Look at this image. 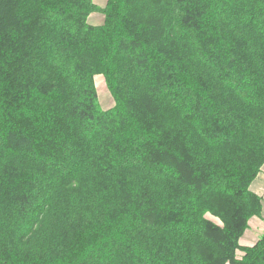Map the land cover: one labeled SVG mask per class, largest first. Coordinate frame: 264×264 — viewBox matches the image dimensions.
Instances as JSON below:
<instances>
[{
    "label": "trees",
    "instance_id": "1",
    "mask_svg": "<svg viewBox=\"0 0 264 264\" xmlns=\"http://www.w3.org/2000/svg\"><path fill=\"white\" fill-rule=\"evenodd\" d=\"M104 3L0 0V264H264V0Z\"/></svg>",
    "mask_w": 264,
    "mask_h": 264
},
{
    "label": "rangeland",
    "instance_id": "2",
    "mask_svg": "<svg viewBox=\"0 0 264 264\" xmlns=\"http://www.w3.org/2000/svg\"><path fill=\"white\" fill-rule=\"evenodd\" d=\"M96 3L99 6L104 7L106 3H104L106 0H103L102 3H99V0H95ZM104 21V15L100 12L92 14L89 18V22L93 25H101ZM97 88L100 98V103L103 109L108 110L114 106V99L109 92L105 80L102 77L97 78ZM259 188H262L264 190V179H260L259 181ZM264 232V221L258 222V224H254L253 230L249 233L247 236L250 239H255L256 236H258L260 233ZM253 240L249 241L247 238L244 240L246 243H251Z\"/></svg>",
    "mask_w": 264,
    "mask_h": 264
},
{
    "label": "crops",
    "instance_id": "3",
    "mask_svg": "<svg viewBox=\"0 0 264 264\" xmlns=\"http://www.w3.org/2000/svg\"><path fill=\"white\" fill-rule=\"evenodd\" d=\"M103 2V0H99V3H102ZM258 236H256V238H257ZM249 241H251V240H253V239H250V238H248V237H246ZM253 242H254V240H253ZM253 242H251V243H253ZM246 243V242H245Z\"/></svg>",
    "mask_w": 264,
    "mask_h": 264
}]
</instances>
